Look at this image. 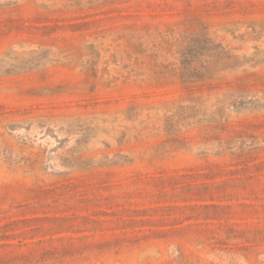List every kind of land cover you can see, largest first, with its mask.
I'll use <instances>...</instances> for the list:
<instances>
[{"label": "rangeland", "instance_id": "rangeland-1", "mask_svg": "<svg viewBox=\"0 0 264 264\" xmlns=\"http://www.w3.org/2000/svg\"><path fill=\"white\" fill-rule=\"evenodd\" d=\"M0 264H264V0H0Z\"/></svg>", "mask_w": 264, "mask_h": 264}]
</instances>
